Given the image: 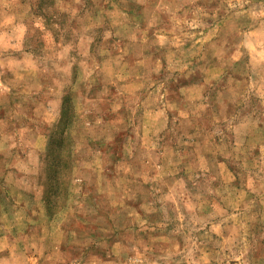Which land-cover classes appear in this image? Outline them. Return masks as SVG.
Masks as SVG:
<instances>
[{
    "label": "rangeland",
    "instance_id": "obj_1",
    "mask_svg": "<svg viewBox=\"0 0 264 264\" xmlns=\"http://www.w3.org/2000/svg\"><path fill=\"white\" fill-rule=\"evenodd\" d=\"M0 264H264V0H0Z\"/></svg>",
    "mask_w": 264,
    "mask_h": 264
}]
</instances>
